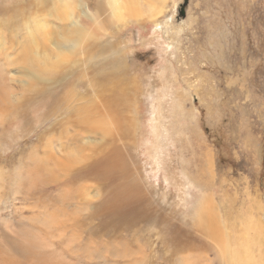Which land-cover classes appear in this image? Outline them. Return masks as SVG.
<instances>
[{
    "label": "rangeland",
    "instance_id": "rangeland-1",
    "mask_svg": "<svg viewBox=\"0 0 264 264\" xmlns=\"http://www.w3.org/2000/svg\"><path fill=\"white\" fill-rule=\"evenodd\" d=\"M11 2L0 0V49L3 50H0V87L8 89L9 103H3L0 113V220H9L12 212L23 210L27 221L38 211L50 213L55 207L60 208L54 195L56 190L46 189L51 197L39 194L44 196L40 200L35 193L25 194L15 168L24 171L36 157L49 156L45 146L48 141H54L48 143L49 149L57 140L69 143L67 137L73 139L69 143L71 147H85L92 141L101 147L103 140L91 128H83L84 131L77 128L82 127L78 122L84 117L80 118L79 114L88 107L87 113L94 119L88 118L89 123L101 120L99 123L104 125L113 112L115 119L135 120L134 146L117 141L115 148L124 152L126 166L135 177H142L143 182L152 186L151 194L161 198L160 206L171 218V227L187 217L195 200L200 198V191L206 193L205 180L197 174L206 167L205 152L209 153L208 162L214 168L212 178L207 169L203 170V176L209 184L223 186L218 193L213 188L208 190L222 216V224L228 222L223 211L224 194H233L228 186L246 187L254 195H260L264 206V0H171V9L165 8L164 18L173 19L180 29L177 37L172 32L171 40L165 39L166 43L160 37L158 42L152 41L153 26L138 24L144 23L140 18H135L137 23L129 21L124 32L112 30V34L96 38L90 47L75 44L72 32L64 36L65 59L57 77L50 82H36L34 76L45 69L47 58L24 69L20 50L25 31L17 28L22 13L16 6H8ZM60 8L59 12L66 18L62 28L55 19L45 15H40V19L61 28V35L69 27L76 9L73 0ZM10 27H15V35H8ZM43 27L49 36L53 34L46 25ZM16 40L20 45H16ZM103 43L106 47L100 46ZM47 44L45 54L56 51L53 44ZM96 46L97 50L90 53L89 49ZM85 58L93 59L89 68L80 66ZM48 62L52 64L55 60ZM100 79V87L105 89L120 83L118 91L108 94L114 97L124 92V101L130 102L127 105L113 102L103 107L102 92L99 91L100 95L96 82ZM5 96L1 94L0 98ZM66 119L73 124H67ZM32 152H36L35 158L29 156ZM91 181L87 185L79 179V184L93 192L105 183ZM110 190L107 187L104 196ZM242 192L243 189L234 198L240 212L247 215ZM111 218L103 221L86 217L80 225L89 226V233L97 234L94 243L101 246L131 244L139 248L146 254V264H175L171 255L174 259L177 255H187L200 262L222 264L214 246L200 251L196 242V248L191 247L194 236L187 237L186 245L173 244L171 240L173 247L164 249L162 242L169 244L170 239L161 225L141 223L144 230L135 232L110 226L114 222ZM82 235L89 236L86 232ZM90 237L92 240L95 236ZM152 241L154 250L149 246Z\"/></svg>",
    "mask_w": 264,
    "mask_h": 264
},
{
    "label": "bare ground",
    "instance_id": "bare-ground-1",
    "mask_svg": "<svg viewBox=\"0 0 264 264\" xmlns=\"http://www.w3.org/2000/svg\"><path fill=\"white\" fill-rule=\"evenodd\" d=\"M69 1L71 0H24L23 2L12 0L11 4H8V6H16L22 13L17 28L18 31H25V36H22L21 39L20 50L24 60L23 64L26 66L24 69L27 70L35 63H41L42 58H47L44 61L45 69L42 73L34 75L36 82H50V79L57 77L58 69L65 59L62 55L64 36L72 32L75 44L90 47L96 38L112 34V30L124 32L130 24L129 21L137 23L135 18L143 19L144 23H138L142 26L149 24L153 26L155 35L152 37V41L157 40L158 42L160 37L166 43V40H171V33L173 32L172 36L176 35L177 37L179 31L177 29H180L174 24L173 19L164 18L167 14L165 8L171 9V7L169 8L171 0H73L76 9L75 15L70 19L69 27L62 30L60 35L59 31L66 21V18L59 12L60 7ZM40 15H45L50 20L59 21L62 24L61 28H55L52 26L53 23L49 24L44 19H40ZM123 20H125L124 26L122 25ZM43 25L52 30L51 36L44 31ZM14 28H9V36L15 35ZM16 42L17 46L20 45L18 40ZM47 42L56 47V51L49 52L48 55L45 54L46 48L49 47ZM4 45H6L5 42ZM100 46L106 47V43L100 44ZM10 47L13 48L11 44ZM96 50L97 46L90 48L89 52L93 53ZM51 59L55 60L52 64L48 62ZM92 60L85 58L80 66L89 68L88 64ZM0 76H2L1 73ZM107 78L106 76L104 79ZM96 82L99 83L98 92H102V95L99 93L102 96H100V103L103 107H107L109 103L113 102L115 105H122V103L127 105L130 102V100L124 101V92H120L114 97L108 94V92L118 91L120 83L114 84L110 89H105V87H100L101 79ZM7 93L8 89L5 90L1 86L0 95L6 94V96L0 98V113H3V103H7ZM105 98L106 100H104ZM88 108L79 114L80 118L84 117L81 118V121H76L82 126L77 128L82 131H84L83 128H91V132L98 134V137L103 140L101 147L98 144H92L93 141L88 142L91 145L85 142L86 146L89 145L88 147H71L69 143H72L73 139L67 137L66 141L69 143L64 144V140H57L56 143H51L52 149L50 148V150L48 143L54 141H48L45 146L49 156L35 158L36 152L35 154L34 152L29 153V156L35 158L31 165L25 167L24 171H20V167L15 168L20 187L24 193L26 192L25 194L33 195L35 193L37 199L40 200L44 196L51 197L46 189L56 190L54 195H56V201L57 204H60H58L60 208L54 206L55 208L50 213L38 211L27 221L22 213L23 210L19 213L18 211L12 212L9 220H0V264H146V254L138 250L139 248L126 243V245L118 247L113 244L101 246L94 243L97 234L89 233V226L86 225L87 227L83 228L80 225L86 217L99 218L104 221L109 216L114 220L110 226L129 228L135 232L143 231V224L161 225L168 231L167 237L170 239L169 244L162 242L164 249L169 248V245L172 248L173 244L186 245L189 241L187 237L194 236L195 240L191 247L196 248V242L200 251L214 246L222 264H264V206L260 195H254L246 187L228 186L233 194H224L223 211L228 222L222 224V216L208 190L213 188L218 193V190H221L223 186L209 184V181L203 176V170L207 169L209 177L212 178L211 171L214 168L213 163L208 162L210 161L209 153L205 152L203 155L207 160L206 167H201L202 169L197 174L199 178L205 180L206 193H201L199 190L200 198L195 200L194 207L187 217L178 225L171 227V218L160 206L161 198L151 194L152 186L143 182L142 177H135L134 172L126 166L128 162L126 163L127 158L125 159L122 155L124 152L120 153L115 148L117 141H122L126 146L128 144L131 147L134 146V135H136L134 130L137 128L135 120H128L127 117L115 119L113 112L112 118L108 116L110 120L112 119L110 124L107 125L109 120L101 125L99 123H102L101 120L99 122L91 121L93 116L88 115L87 110L90 109ZM108 111L109 114L110 110L108 109ZM89 112L92 113V111ZM92 114L95 112L93 111ZM88 118H92L90 121L94 123L93 127V123H89ZM70 119L69 121L66 119L67 124H73L70 123L73 119L71 121ZM74 125L76 124L74 123ZM115 134L118 135V139L115 138ZM49 163L50 165H48ZM198 168L200 169V167ZM79 179H82L87 185L93 183L90 182V179L105 183H102L104 184L102 187L97 186L95 191L89 192L88 187H82V184H79ZM189 181L190 185L195 187L190 179ZM107 187H110L111 190L104 196L105 192L103 191ZM198 188L200 189V187ZM241 189H243V203L247 215L240 212L234 198ZM15 207L17 206L14 205ZM84 232L89 236L84 237L82 235ZM154 235L157 236L158 232L156 231ZM90 236L95 237L91 240ZM171 240L173 244H171ZM149 246L154 250V241L150 242ZM169 253L171 254V250ZM194 258V256L177 255L174 259L171 255L170 259L175 264H208Z\"/></svg>",
    "mask_w": 264,
    "mask_h": 264
}]
</instances>
